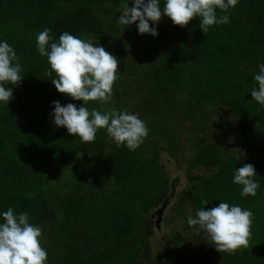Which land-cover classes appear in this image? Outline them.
<instances>
[{
	"label": "trees",
	"instance_id": "trees-1",
	"mask_svg": "<svg viewBox=\"0 0 264 264\" xmlns=\"http://www.w3.org/2000/svg\"><path fill=\"white\" fill-rule=\"evenodd\" d=\"M125 3L131 7L134 0H0V42L7 41L14 48L23 76L18 86L9 85L13 98L7 106L0 102V214L9 207L17 215L28 213L29 223L42 230L46 264H141L150 259L146 225L149 215L154 217L160 208L155 209L157 200L164 201L171 189L160 156L162 151L174 155L175 146H168L169 140H161L167 144L160 146L149 133L156 130L168 138L169 129L159 116L179 105L192 121L190 140L198 146L188 165L191 169L216 166L210 175L189 177L185 198L194 209L208 210L226 202L250 210L249 247L226 253V261L264 264V152H244L217 163L225 156L220 139L210 138L203 145L209 137L201 121L193 119L197 101L207 104L208 112L226 109L236 116L235 127L243 140L255 141L257 146L264 142V106L251 97V90L258 88L254 77L264 63V0H238L226 13L217 9V15H228L230 22L213 25L205 34L199 17L184 27L167 17L158 25L161 37L139 34L136 38L134 32L121 31L117 23V11ZM163 4L160 0L161 8ZM133 26L137 29V24ZM45 28L54 41L68 31L112 55L120 52L123 58L118 59L117 74L123 76L137 74L136 63L130 62L132 44L137 41L147 48L143 61L149 72L146 94L138 97L139 89L123 82L113 87L110 104L85 105L99 111L138 105L135 114L143 116L149 132L135 151L123 145L117 148L106 129L97 131L94 142L83 143L54 124V101L77 108L83 101L58 93L51 83L55 73L45 75L50 65L36 49V37ZM156 39L164 46H156ZM169 97H175L178 104H169ZM151 144L153 150L148 151L146 146ZM89 157L96 161L97 175L88 179L81 171H73L66 192L55 188L51 177ZM244 164L255 168L259 184L255 196H242L243 186L233 183L236 169ZM203 200L208 204L202 205ZM170 243L164 242L153 264H190L182 254L174 255L180 247ZM191 264L216 263L205 254Z\"/></svg>",
	"mask_w": 264,
	"mask_h": 264
},
{
	"label": "clouds",
	"instance_id": "clouds-1",
	"mask_svg": "<svg viewBox=\"0 0 264 264\" xmlns=\"http://www.w3.org/2000/svg\"><path fill=\"white\" fill-rule=\"evenodd\" d=\"M238 0H134L131 7L125 3L117 23L121 31L138 21L139 34L157 35L155 27L162 16L171 19L174 25L186 26L192 19L200 18V29L205 34L213 25L230 22L228 15H217V9L226 13L234 8ZM36 49L41 57H46L50 70L46 76L55 73L51 80L58 93L65 94L73 100L83 101L77 108L73 103L62 106L53 102L54 124L65 127L70 135L79 137L81 142L90 143L96 139L97 131L106 129L107 135L115 142L116 147L126 146L135 151L147 137L149 129L138 114L109 108L99 111L89 109L88 102H99L107 105L113 99V87L118 80L120 61L107 52L103 46L93 44L90 40L81 39L68 31L54 41L50 29L45 28L36 37ZM19 57L7 41L0 42V102L6 106L13 98L9 85L18 86L21 75ZM254 80L258 88L251 90V97L264 106V63L259 65V74ZM255 168L244 164L236 169L233 183L241 185L242 196H255L259 184L255 181ZM208 204L207 200L201 201ZM0 223V264H46L48 253L42 247V230L29 223L28 213L17 215L9 207L2 214ZM253 213L240 206H230L226 202L204 210H197L195 218L189 216L187 223L196 231L203 230L217 252L233 254L237 250L249 247Z\"/></svg>",
	"mask_w": 264,
	"mask_h": 264
},
{
	"label": "rangeland",
	"instance_id": "rangeland-1",
	"mask_svg": "<svg viewBox=\"0 0 264 264\" xmlns=\"http://www.w3.org/2000/svg\"><path fill=\"white\" fill-rule=\"evenodd\" d=\"M122 8L118 9L117 11L118 19L121 15ZM165 20H167V16H162L159 23L155 25L149 21L150 27L156 28L157 36L159 37H161V33L159 31L158 25L163 24ZM134 24H138V21L131 24L130 26L125 27L123 31L134 32L136 38L139 36V33L137 29H135V26H133ZM155 43L158 47L164 46L161 44L159 39H156ZM143 45L144 44H140L137 41L132 44V59L130 62L136 63V68L133 70L134 73L137 74L130 76L117 74L119 78L114 84V86H120V84L124 82L127 85H133L132 89H139L137 91L138 97H141L143 94L147 93V87L149 83L148 66L143 62L145 61L146 56L144 50L147 48L143 47ZM113 56H115L117 59L123 58V54L120 52L113 54ZM137 64L139 69L137 68ZM167 100L169 104L177 103L175 97H169ZM193 105L195 111L193 119L197 118L201 121L202 131L204 133L206 132V135L209 137H205L202 144H208L210 138H213V140L220 139L219 141L222 145L221 148L225 156L221 160L217 161V163L223 162L229 157H238L244 152H264L263 141L257 146L255 141L250 142V139L248 141L243 140L235 127L236 116L231 111L226 109H216L208 112V105H201L199 104V101L195 102ZM135 107H138V105L132 104L131 106H127L126 108L122 109V111H127L128 108H132V113L135 114ZM109 108L110 106L107 107V110ZM209 109L213 108L209 107ZM139 118L143 119V116L139 115ZM159 118L160 121L167 125L166 127L169 129L168 134H170L169 137L167 138L166 135L160 134L156 130H152L149 134L150 137L157 141L160 146L167 144V142L168 146H175L174 155H170L169 151H167L169 155L167 152L162 151L160 156L162 166L164 167L167 177L171 182L173 195L169 197L168 202L166 203L158 228L154 224L155 216L153 217L151 214L149 215L145 234L146 238L150 242L151 258L143 259L141 264H153V258L159 253L165 241H170V244L179 245L180 248L179 250L177 249V251H175L174 255L176 256L178 253L182 254L184 257H187L188 263L190 264L192 262L196 263L198 259L205 254L208 256L212 255L216 264H233L232 261H226V253H219L216 251L214 245L203 230L196 231L194 227H190L187 223L188 217L192 216L195 218V213L197 210H199L194 209L192 203L184 196L185 191L190 186L189 177L201 174L210 175L216 170V166H198L197 169H191L188 165V158L195 153V150L198 146H196L194 142L190 140L193 136L191 129L192 121L182 114V110L179 105L174 107L173 112L168 110L167 113H162ZM204 118H209L210 120L206 121ZM214 133L215 135L212 136ZM161 140L169 141L162 142ZM146 149L148 151H152V144L146 146ZM73 171H81L86 176V178L89 179L94 175H97L98 166L94 160V157H89L88 159L81 158L72 170H67L58 177L50 178L55 188H57L60 192H66L67 188L70 186ZM170 192L171 189L167 192L166 196H168ZM162 203L163 198L158 199L155 209L161 207Z\"/></svg>",
	"mask_w": 264,
	"mask_h": 264
},
{
	"label": "water",
	"instance_id": "water-1",
	"mask_svg": "<svg viewBox=\"0 0 264 264\" xmlns=\"http://www.w3.org/2000/svg\"><path fill=\"white\" fill-rule=\"evenodd\" d=\"M172 195H173V188H171V192H170L169 197L172 196ZM169 197H167V198L163 201L162 206H161V207L157 210V212H156V215H155V218H154V224H155V226H156L157 228L159 227V222H160V220H161V218H162V210L165 208L166 203H167Z\"/></svg>",
	"mask_w": 264,
	"mask_h": 264
}]
</instances>
